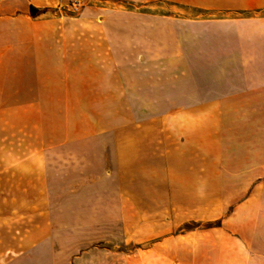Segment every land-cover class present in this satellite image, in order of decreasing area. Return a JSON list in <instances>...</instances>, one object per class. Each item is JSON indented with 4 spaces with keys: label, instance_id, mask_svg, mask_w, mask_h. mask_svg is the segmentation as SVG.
<instances>
[{
    "label": "crops",
    "instance_id": "0c3cea01",
    "mask_svg": "<svg viewBox=\"0 0 264 264\" xmlns=\"http://www.w3.org/2000/svg\"><path fill=\"white\" fill-rule=\"evenodd\" d=\"M68 1L0 0V264H264V0Z\"/></svg>",
    "mask_w": 264,
    "mask_h": 264
},
{
    "label": "built area",
    "instance_id": "2783aa9c",
    "mask_svg": "<svg viewBox=\"0 0 264 264\" xmlns=\"http://www.w3.org/2000/svg\"><path fill=\"white\" fill-rule=\"evenodd\" d=\"M87 0H69L65 4H58L55 6L60 14L76 17L78 16L85 7Z\"/></svg>",
    "mask_w": 264,
    "mask_h": 264
},
{
    "label": "rangeland",
    "instance_id": "374dc122",
    "mask_svg": "<svg viewBox=\"0 0 264 264\" xmlns=\"http://www.w3.org/2000/svg\"><path fill=\"white\" fill-rule=\"evenodd\" d=\"M158 6H159V5H158ZM142 10H143V9H142ZM144 10H147V9H144ZM156 10L159 11V12H161V13H166V12H167L164 6H161V8H157ZM51 11H52V12H58L57 10H55V7L52 8ZM35 127H36V126H35ZM37 134H39V133H38V132H34V133H33V136H35V135H37ZM115 215H116V214H115ZM190 228H192L191 225L188 226V227H186V228H183V230L190 229Z\"/></svg>",
    "mask_w": 264,
    "mask_h": 264
},
{
    "label": "trees",
    "instance_id": "16d2710c",
    "mask_svg": "<svg viewBox=\"0 0 264 264\" xmlns=\"http://www.w3.org/2000/svg\"><path fill=\"white\" fill-rule=\"evenodd\" d=\"M31 10H33V9H31Z\"/></svg>",
    "mask_w": 264,
    "mask_h": 264
}]
</instances>
